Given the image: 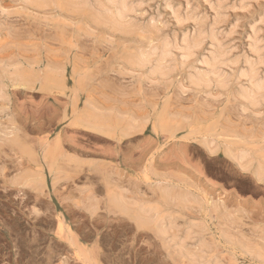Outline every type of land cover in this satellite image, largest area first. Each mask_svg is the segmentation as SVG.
<instances>
[{
	"label": "crops",
	"instance_id": "crops-1",
	"mask_svg": "<svg viewBox=\"0 0 264 264\" xmlns=\"http://www.w3.org/2000/svg\"><path fill=\"white\" fill-rule=\"evenodd\" d=\"M97 36L116 37L115 34ZM70 41L30 53L15 65L19 72H32L31 76H41L44 72L49 73L52 80H64L67 82L68 92H71L74 82L75 86H81L77 88V92L81 90L83 94L78 92L76 102L72 103L71 100L69 105L71 94L66 90L67 93L60 94L37 78L35 83L29 78L17 80L14 90L8 89L7 94L11 95H8V103L5 104V113L10 123L5 126V130H0L12 134L11 138L5 139L8 143L0 141V182H3L6 192L13 191L23 197L22 202L16 204L14 213L23 214L32 233L36 231L45 236L46 245L41 248L45 250L42 264H145V261L150 264L152 260L160 264H181L184 257L182 254L177 257V249L172 251L171 245H178L182 232L196 222H201L198 226L203 222L202 226L207 232L204 238L208 244V238L216 233L215 229L234 233L232 235L238 239L252 242L243 231L246 222L242 218L247 217L244 214H248L249 207L252 206L248 198L240 202V213L229 208L225 212L215 206L214 191L204 187L203 183L198 184L203 180L191 172H184V156L188 152L198 150L204 159H225L224 148L219 147L217 152L210 154L200 146L199 142L203 137L198 135L193 121L189 123L190 126H184L181 118L178 119L179 116L174 112L165 78L160 79L151 74L148 76L147 70H139L126 64L129 63L128 56L136 54L140 44L101 39ZM119 46L122 47L118 49ZM129 70L131 74L126 75L125 72L128 74ZM137 73H142L140 79L139 74L134 77ZM83 87L85 88L81 89ZM27 95L46 102L47 109L42 117L31 119L21 114L17 107V97ZM89 108L94 110L90 111ZM162 109L171 115V124H160L157 114ZM87 119L94 120L85 126L83 123H87ZM177 125L183 128H177ZM132 127H135L134 131ZM173 185L175 190L172 189ZM250 185L264 194V178L261 182H251ZM186 187L189 189H185ZM182 189L194 197V206L191 202L179 200L183 198ZM197 198H201L198 199L200 206L197 204L199 209L195 206ZM167 201H176V209L174 203L173 209ZM177 207L181 209L178 210ZM217 213L220 215L215 221ZM226 215L233 217L227 218ZM197 219L199 220L196 221ZM161 226L167 235L169 232L173 235L179 229L174 234L176 236L171 235V238L178 240H170V236L163 234L155 235L163 232ZM176 228L178 229L175 230ZM252 229L256 231L258 228L254 226ZM167 238L170 248L165 243ZM170 241L173 243L170 244ZM175 242L177 243L174 244ZM168 255L172 257L168 258ZM173 257L177 258V262ZM235 257L238 258L236 255Z\"/></svg>",
	"mask_w": 264,
	"mask_h": 264
},
{
	"label": "rangeland",
	"instance_id": "rangeland-1",
	"mask_svg": "<svg viewBox=\"0 0 264 264\" xmlns=\"http://www.w3.org/2000/svg\"><path fill=\"white\" fill-rule=\"evenodd\" d=\"M37 1L41 3H39L38 5L37 2V5H34L35 1H28V3H26L25 0V4L23 0H0V68H4L5 66L6 68L16 66L15 64L22 57H25L30 53L39 52L43 48L48 46H56L65 43L66 41L72 40L73 38L77 40H108L106 38H109L110 41H112V38L113 41H116V39L122 41L126 40L128 41V44L134 45H137L138 41H141L142 44L139 43L141 48H139L140 50L145 52L146 50H150L148 49L150 47V44L144 43L147 42V39L143 38H148V40H156V38H158L152 34L148 35L146 34V32L139 31V33H137V31L134 32L133 30L129 31L126 29H122L117 33L114 31L115 29L113 30L111 26H107V24L102 22L101 20L98 21H100L103 25H101V23H98V21L94 20L95 18H93V11L90 12L92 8L89 7L83 9V7L81 8L79 6V9V7L74 4L75 8L73 10V8L70 7V5L73 4L70 0H67L68 4L71 2L69 5H66V0H53L55 4H53V1H51V3L53 2L51 4L49 3L50 0H45L47 3L45 8V4L43 3L45 2L44 0ZM167 1L169 2L170 0H133L131 2L134 4L135 2H137L136 4H143L141 8L135 11L136 14H133V17L135 16L136 21H138L140 18L142 19L138 21V23L140 22V25L142 24L141 26L146 25L148 23V20L151 21V19H154V25L156 24V27L165 28V30L164 28L162 29L163 32L161 31L163 34L166 32V34L171 35L170 33L172 32L182 35V33L187 32L194 33L196 29V26L194 25L195 23L197 24V22L193 23V17V20L191 19L189 21H186V23L184 22V24L180 25L176 22L175 15L173 13L174 10L176 11L178 9L180 11L181 16H183L185 15L184 13H186L187 11L194 12V10L197 9V16H206V18H208V20L206 19L207 22L205 21L206 27H210L212 25L211 20L214 19L213 13L215 14L218 11V13H220L221 15L224 14L223 16H225L226 19L224 20L225 23H222L220 27L219 25L217 26V31L219 32L218 34H220V32L224 34L225 38H223L222 42L224 44V47L227 48L228 46V49L230 51L232 50L233 53L231 52V57L242 56L241 54L250 55L248 49L249 43L251 41L250 38L252 36H250V33L252 34L251 28H253V25H255V23L257 25L254 27L260 26V29L258 27L257 29L259 32L262 31L259 35V40L261 39L260 41H262L263 43V45H261L264 47V25H262V22H264V0H246L245 4L243 3L244 0H218L221 3L223 1L226 2V5L222 3L221 7V11L224 10V12H220V10H215L218 9L215 7V1L217 0H207L208 2H206V0H171V6L173 7V11H170V9L165 7V3H168ZM239 2L241 4L243 3L245 7H243V5H241ZM31 3H33L34 6H32ZM56 4H58L59 7ZM65 5L69 7V10L68 7H66ZM35 6L41 7L39 9H35ZM213 8L216 12H213ZM71 9L75 11L74 14L71 13ZM77 10L80 11L77 12ZM57 15L59 17L56 18ZM158 15H160V20ZM79 17H81L82 20L80 22ZM260 17L262 18L261 21ZM197 18L199 19V17ZM257 20H259L260 24H258ZM93 21L95 22L93 23ZM78 22L79 24H77ZM235 24H237L238 26L234 28V31V29L232 28ZM261 25L263 27H261ZM194 27L195 29L192 30V28ZM110 29L113 31H111ZM230 29H232L233 32ZM128 31L130 32V37L128 35ZM104 33L105 35L119 34L120 36H97ZM223 34L220 35L223 36ZM71 35L73 36L71 37ZM151 36L152 38H150ZM228 36L230 37L228 38ZM127 37H129V39ZM206 42L203 44V50L201 51V54L206 53V50L210 49L209 41ZM239 65L237 68H231L230 71L226 70L227 72L229 71L232 75L236 73V77L232 78V80L229 81V83L226 85V88L224 87L225 90L222 89V87L218 88V86L215 88L214 84H212L208 89L193 87L192 85H190L189 80L186 77V75L190 71V68H184L180 70L178 69L174 73L171 72L168 76H166L167 78H165L167 79L166 82L168 88V97L173 103L172 106L174 112H176L177 116L181 118L182 123L184 121V126L189 124L191 120H194L193 123L195 125V129H197L199 133L198 135L200 137H205L206 135L211 134V136L213 137L212 139H214V141L217 140L219 142H216L218 143L219 147H222L220 145H224L228 141L236 140L239 142V145L247 146L249 148H252L253 150L257 148L263 149L264 104L260 107L251 109V106H249L247 102H245V100L243 102L242 98L240 97V94L238 93L239 87H243L245 85L247 86V84L245 82L246 80L237 78L238 70L242 68V64L240 66ZM261 71L264 72V69H262ZM169 79L170 82L168 81ZM235 80L237 81L234 82ZM242 81H244L245 83L243 84ZM186 83L189 84V86ZM236 83L239 84L237 85L238 89L237 86H235ZM240 83H242L243 85H240ZM197 89L199 90L197 91ZM235 89L237 91H235ZM207 91L209 94L206 93ZM237 94H239L238 97H240L241 99L237 98ZM17 98V107L19 108L21 114H23L24 116H29L28 118L31 119H38V117H42L45 114L44 111L47 109V104L45 101H41L40 98L30 95H27L26 97L20 96ZM240 102L243 103V110L242 103ZM4 105L5 104H3V106ZM245 106H247L249 110H246ZM220 116L221 118H219ZM218 122H220V124H218ZM9 123V119L6 116L5 111L0 112V130H5V126ZM217 125L220 128H218ZM225 128L227 131L225 130ZM223 133L225 136L223 135ZM261 135L262 138H259L261 137ZM254 138H256V140H254ZM260 139L261 141H259ZM202 142L203 141L200 140L199 144ZM201 145L202 144H200V146ZM236 145H238V143H236ZM184 157V172H191L195 174L197 177L203 180L202 182H198V184L203 183L204 187H208L209 189H212L214 191L213 200L215 206L220 208H222L223 206V210L229 208L230 210L236 211V213L238 214L241 210V208L239 207L241 204L240 202H242L244 198H248L252 206L249 207L250 212L248 214H244L247 215V217L242 218V220L246 222L245 230H243L245 232L244 235L249 237V240H252V242H256V244L259 246V249L263 248L262 250H264V194H262L258 189L251 187L250 185L251 182H261V180H259V178L254 173L256 170L253 169L254 166H251L248 170H245L243 172L240 166H238L236 162H233L228 159L227 156L225 159L217 157L212 159H204L202 153L198 150H192L188 152ZM236 166L239 167V169ZM22 199L23 197L18 196L13 191L6 192V190L3 188V182H0V264L44 263L43 254L45 250L41 248L46 245L45 236L40 233H37L36 231L32 233V229L30 228L26 219H24L23 214L19 212L14 213V211L16 210V204L21 203ZM251 226L252 228L256 226V228L258 229H256L255 231L251 228ZM215 232L216 233L214 236L211 235L212 239L210 236V239L212 240H210V244L213 242L215 245L212 246L211 244L212 248L214 247L213 255L215 256V259L217 258L216 260L220 261L221 264H230V257L237 254L236 256H239L238 258H240V262H243V260L241 259L242 255L240 252L235 251L231 254L230 252H228V250H226L227 248L220 246L219 238H217L218 230L215 229ZM37 260L38 263H36ZM150 262V264H160L158 261L155 260H152ZM146 263L147 262L145 261V264Z\"/></svg>",
	"mask_w": 264,
	"mask_h": 264
},
{
	"label": "bare ground",
	"instance_id": "bare-ground-1",
	"mask_svg": "<svg viewBox=\"0 0 264 264\" xmlns=\"http://www.w3.org/2000/svg\"><path fill=\"white\" fill-rule=\"evenodd\" d=\"M18 1V0H17ZM20 1V0H19ZM22 1V0H21ZM24 1V3H25V0H23ZM28 1L30 2V1H32V2H34L35 1V4L34 5H37V0H26V3H28ZM39 1H41V0H39ZM45 1V0H44ZM47 1H49V0H47ZM51 1H53V0H50V2L49 3H51ZM55 1V0H54ZM53 1V2H54ZM62 1V0H61ZM73 4V7H72V5H70V7L71 8H73V10H74V4L75 5H77L78 7L80 6L81 8L83 7V9L84 8H92V10L90 11V12H92L93 11V14H94V16H93V18H95L94 20H96V21H98V20H101L102 22H104V23H106L107 24V26L109 25V26H111L112 28H113V30L115 31V32H119L120 30H122V29H126V30H133L134 32H136L137 31V33H139V31L140 32H146V34H152V35H154V36H156V37H158V38H156V40H152V39H149L148 40V38H143V39H147V42H144V43H147V44H150V47L148 48V49H150V50H146V52L145 51H142V50H140V49H138V51H137V53L136 54H134L133 56H131V57H129L130 55H132V54H130L129 56H128V62L129 63H126L127 65L128 64H130V67H136L137 69H139V70H147L148 72H149V74H147L148 76H150V74H151V76H157L158 78H167L166 76H168L169 75V73H171V72H175L176 70H180V69H184V68H190V71L188 72V74L186 75V73H185V75H186V77H187V79L189 80V83H190V85H192L193 87H195V88H202V89H208V88H210V86L212 85V84H214L215 86V88L218 86V88H220V87H222V89H224L225 90V88H226V85L229 83V81L230 80H232V78H235L236 76H235V74L234 75H232L229 71H230V69L231 68H234V67H238V65L240 64H242V68L240 69V70H238V73H237V78H239V79H244V80H246L245 82H246V84H247V86L245 87V86H240L239 87V94H240V97L242 98V100H243V102H244V100H245V102H247V104L249 105V106H251V109L252 108H256V107H260V106H262L263 104H264V72H262L261 70L262 69H264V47L262 46L263 45V43H262V41H260L259 40V35L261 34V32H259L258 31V29H257V27H254V26H256L257 24L255 23V25H253V28H251L252 30V34L250 33V36H251V41H250V43H249V52H250V55L249 54H241L242 56H236V57H231V54L233 53L232 52V50L230 51L229 49H228V46H227V48L226 47H224V44H223V42H222V40H223V38H225L224 37V34L222 33V32H220V34H223V36L222 35H220V34H218L219 32L217 31V26L219 25V27H220V25L222 24V23H225V19H226V17L225 16H223V15H221L220 13H218V11L216 12L215 10H220V12H224V10L223 11H221V7H222V3L223 4H225L226 2H224V1H226V0H224L222 3L221 2H219L218 0L217 1H215V7L216 8H218V9H215L214 10V8H213V12H216L215 14L213 13V20H211L212 22V25L210 26V27H206V23H205V21H206V19L208 20V18H206V16L205 17H201V16H197L198 14H196V12H198V11H196L197 9H195L194 10V12L193 11H187L186 13H184L185 15H183V16H181V14H180V11L177 9L176 11L174 10H172V3H171V0L166 4L165 3V7H167L168 9H170V11H173V13H174V15H175V18H176V22L177 23H179L180 25H182V24H184V22L186 23V21H189V20H193V17H194V22L193 23H195V22H197V24L195 23V25L194 26H196V29H195V27L194 28H192V30L193 29H195V31H194V33L192 32H187V33H182V35H179V34H176V33H170L171 35H169V34H166V32L163 34L162 32V29L164 28H161V27H156L155 25H154V19H151V21L150 20H148V23L146 24V25H143V26H141L139 23H138V21L141 19H139L138 21H136V19H135V16L133 17V14L135 15L136 13H135V11H137L139 8H141V6L143 5L142 3H140V4H136L137 2H135V4L134 3H132L131 1H133V0H104V1H101V0H70ZM174 1V0H173ZM209 1V0H208ZM207 0H206V2H208ZM243 1V0H242ZM245 1L246 0H244L243 1V3L245 4ZM250 1V0H249ZM43 2V1H42ZM52 2V3H53ZM66 2H67V0H66ZM65 2V3H66ZM70 2V3H71ZM139 2V1H138ZM241 2V1H240ZM239 2V3H240ZM23 3V2H22ZM25 3V4H26ZM39 3H41V2H38V5H39ZM45 5H44V8L46 7V5H47V3H46V1L45 2H43ZM51 3V4H52ZM69 3V4H70ZM243 3L241 4V5H243ZM32 4V6H34L33 5V3H31ZM30 4V5H31ZM50 4V5H51ZM53 4H55V2L53 3ZM59 4V3H58ZM58 4H56L58 7H59V5ZM68 4V2H67V4L66 5H69ZM29 5V4H28ZM41 5H43V4H41ZM56 5H53V6H56ZM63 5V4H62ZM65 5V6H66ZM226 5V4H225ZM48 6H49V4H48ZM234 6V5H233ZM30 7V6H29ZM36 7V6H35ZM38 7V8H37ZM35 9H39L41 6H37ZM66 7H68V6H66ZM80 7H79V9H80ZM187 7V6H186ZM212 7V6H211ZM241 7V6H240ZM243 7H245L244 5H243ZM51 8H52V6H51ZM62 8V7H61ZM77 8V7H76ZM210 8V7H209ZM42 9V8H41ZM47 9V8H46ZM56 9H57V7H56ZM223 9V8H222ZM64 10H66V9H64ZM68 10H69V7H68ZM67 10V11H68ZM72 10V9H71ZM72 10V11H73ZM187 10V9H186ZM71 11V13H75V11H73L72 12ZM78 11H80V10H77V12ZM86 11H87V9H86ZM39 12H41V11H39ZM53 12V11H52ZM55 12V11H54ZM62 12H64V11H62ZM58 13V12H57ZM61 13V12H60ZM81 13V12H80ZM79 13V14H80ZM87 13V12H86ZM260 13V12H259ZM51 14V13H50ZM76 14H78V13H76ZM156 14H158V13H156ZM160 14V13H159ZM60 15V14H59ZM82 15H84V14H82ZM76 16V15H75ZM81 16V15H80ZM159 16V20H160V15H158ZM195 16H196V19H195ZM223 16V17H222ZM57 17H59L58 15L56 16V18ZM87 17H88V15H87ZM86 17V18H87ZM137 17V16H136ZM197 17H199V19L197 18ZM201 17V18H200ZM225 17V18H224ZM262 17V16H261ZM260 17V18H261ZM264 17V16H263ZM262 17V18H263ZM54 18V17H53ZM90 18V17H89ZM138 18V17H137ZM175 18H174V20H175ZM262 18L260 19V21L262 20ZM61 19V18H60ZM75 19V18H74ZM79 22L80 21H82L81 20V17H79ZM157 19V18H156ZM256 19V18H255ZM258 19V18H257ZM77 20V19H76ZM91 20V19H90ZM93 20V19H92ZM142 20V19H141ZM158 20V21H159ZM264 20V19H263ZM156 21V20H155ZM227 21V20H226ZM255 21V20H254ZM258 21V24H260L259 23V20H257ZM79 22L77 23V24H79ZM95 21H93V23H94ZM145 22V21H144ZM157 22V21H156ZM207 22V21H206ZM92 23V24H93ZM98 23H101L100 21H98ZM253 23V24H254ZM263 23V24H262ZM261 24L262 25H264V22H262ZM76 24V23H75ZM74 24V25H75ZM88 24V23H87ZM96 24H97V22H96ZM227 24V23H226ZM72 25V24H71ZM101 25H103L102 23H101ZM236 25V26H235ZM234 26H233V28L232 29H234V28H236L238 25L237 24H235ZM261 25V27H263ZM77 26V25H76ZM75 26V27H76ZM80 26V25H79ZM98 26V25H97ZM161 26V25H160ZM208 26V25H207ZM223 27V26H222ZM72 28V27H71ZM78 28V27H77ZM84 28V27H83ZM180 28V27H179ZM259 29H260V26L258 27ZM181 29V28H180ZM219 29V28H218ZM232 29H230L231 31H232ZM85 30V29H84ZM89 30V29H88ZM111 30V29H110ZM109 30V31H110ZM113 30H111V31H113ZM164 30H165V28H164ZM220 30V29H219ZM72 31H73V29H72ZM82 31V30H81ZM93 31V30H92ZM128 31V35H129V32ZM162 31V32H161ZM184 31V30H183ZM231 31H230V33H231ZM234 31H235V29H234ZM122 32H127V31H122ZM233 32V31H232ZM259 32V33H258ZM178 33V32H177ZM179 33H180V30H179ZM229 33V32H228ZM105 34V33H104ZM134 34V33H133ZM162 34H163V36H162ZM227 34V33H226ZM225 34V35H226ZM117 35H119V34H117ZM117 35H115L116 37H117ZM145 35V34H144ZM228 35V34H227ZM73 35H71V37H72ZM120 36V35H119ZM127 36V35H126ZM123 37V36H122ZM125 37V36H124ZM129 37H130V35H129ZM129 37H127L128 39H129ZM134 37V36H133ZM137 37V36H136ZM144 37V36H143ZM230 36H228V38H229ZM135 38V37H134ZM150 38H152V36L150 37ZM227 38V37H226ZM262 38V37H261ZM74 39V38H73ZM72 39V40H73ZM106 39H108L109 40V38H106ZM116 39V38H115ZM249 39V40H250ZM68 40V39H67ZM76 40V39H75ZM111 40L113 41V39L111 38ZM117 40V39H116ZM125 40V39H124ZM140 40V39H139ZM225 40H228V39H225ZM263 40V39H262ZM64 41H65V39H64ZM68 41H70V40H68ZM68 41H66V42H68ZM126 41V40H125ZM206 41H209V46H210V49L209 50H206V53H203V54H201V51L203 50L202 48H203V44L206 42ZM65 42V43H66ZM71 42V41H70ZM75 42V41H74ZM110 42V41H109ZM108 42V43H109ZM118 42H121V40L120 41H118L117 40V43ZM128 42V41H127ZM141 42V41H140ZM72 43V42H71ZM131 43H133V42H131ZM137 43V42H136ZM206 43H208V42H206ZM110 44V43H109ZM137 44H139V43H137ZM140 44H142V43H140ZM262 44V45H261ZM69 45H71V44H69ZM111 45H113V44H111ZM134 45V44H133ZM73 46H74V44H73ZM117 46V45H116ZM126 46V45H125ZM208 46V45H207ZM208 46V47H209ZM113 47V46H112ZM120 47H122V46H119V48L118 49H120ZM128 47H130V46H128ZM127 47V48H128ZM137 47H139V46H137ZM230 47V46H229ZM136 48V47H135ZM141 48V47H140ZM115 49V48H114ZM113 49V50H114ZM117 49V47H116V50H118ZM122 49H125V47L124 48H122ZM130 49H132V48H130ZM128 50H129V48H128ZM127 50V51H128ZM136 50H137V48H136ZM122 51V50H121ZM126 51V52H127ZM247 51V50H246ZM245 51V52H246ZM117 52V51H116ZM123 52H124V50H123ZM129 52V51H128ZM232 52V53H231ZM248 52V53H249ZM119 53H121V52H119ZM118 53V54H119ZM124 54H125V52H124ZM129 54V53H128ZM235 54V53H234ZM236 55H238V54H236ZM121 56V55H120ZM120 56H119V58H120ZM124 56H126V55H124ZM117 58V57H116ZM124 58V57H123ZM123 58H121V60H123ZM127 58V57H126ZM117 60V59H116ZM126 60V59H125ZM126 60V61H127ZM115 61V60H114ZM240 62H242V63H240ZM120 64H122V63H120ZM239 65V66H240ZM5 66V65H4ZM3 66V67H4ZM28 66H30V65H28ZM129 66V65H128ZM16 67L17 66H12L11 68L10 67H7L6 68V66L4 67V68H0V102H1V105H0V112H3V111H5V108H6V106L4 105L3 106V104H6L7 103V99H8V97L11 95H9V94H7L8 93V89L9 88H15L16 87V82H17V80H20V81H24V79H31V81L33 80V82L35 81V79L37 78L38 79V81L40 80L42 83H45L44 85H46V84H48V85H50L51 86V88L52 89H56L57 91H58V93H60V94H65L64 92H66L67 90V86H66V83L64 82V80H52L49 76H50V74L49 73H44L43 72V75H41V76H38L37 75V77L36 76H34V75H30V73H32V72H30V71H28V72H30V73H22V72H19L18 71V69H16ZM19 67V66H18ZM32 67V66H31ZM41 67V66H40ZM124 67H126V66H124ZM129 67V68H130ZM38 68V67H37ZM42 68V67H41ZM49 67H47V69H48ZM33 69V68H32ZM118 69H120V67L118 68ZM35 70V69H34ZM40 70V69H39ZM38 70V71H39ZM42 70V69H41ZM40 70V71H41ZM51 70H55V69H51ZM58 70V69H57ZM120 70H122V69H120ZM132 70V69H131ZM131 70H129L128 72V74H127V71L125 72L126 73V75H129V74H131ZM186 70V69H185ZM226 70H229L228 72L226 71ZM234 70V69H233ZM43 71H44V68H43ZM60 71V70H59ZM59 71H57V72H59ZM187 71V70H186ZM47 72V71H46ZM55 72H56V70H55ZM61 72V71H60ZM69 72V71H68ZM123 72V71H122ZM121 72V73H122ZM137 72H138V70H137ZM140 72V71H139ZM147 72V73H148ZM178 72V71H177ZM182 72V71H181ZM232 72V71H231ZM236 72V71H235ZM64 73H67V71L66 72H64ZM77 73V72H76ZM79 73V72H78ZM77 73V74H78ZM125 73H124V75H125ZM134 73V72H133ZM233 73H234V71H233ZM76 74V76H78ZM123 74V73H122ZM139 73H137L134 77H137V75H138ZM140 74H142V73H140ZM140 74L138 75V78L140 79L141 78V76H140ZM144 74V73H143ZM183 74V73H182ZM56 75V74H55ZM59 75V74H58ZM66 75V74H65ZM133 75V74H132ZM76 76H75V78H76ZM83 76H84V74H83ZM140 76V77H139ZM64 77V76H63ZM62 77V78H63ZM87 77H88V75H87ZM74 77H73V79H75ZM81 78H84V77H81ZM143 78V77H142ZM152 78V77H151ZM37 79H36V81H37ZM61 79V78H60ZM155 79V78H154ZM176 79V78H175ZM67 80V79H66ZM84 80V79H83ZM87 80V79H86ZM138 80V79H137ZM136 80V81H137ZM143 80V79H142ZM145 80H147V78L145 79ZM144 80V81H145ZM149 80V79H148ZM167 80V79H166ZM165 80V81H166ZM35 81V82H36ZM71 81V80H70ZM73 81H75V80H73ZM153 81V80H152ZM161 81V80H160ZM160 81H158V82H160ZM169 82H170V79L168 80ZM237 80H235L234 82H236ZM34 82V83H35ZM83 82V81H82ZM86 82V81H85ZM149 82H151V80L149 81ZM168 82V83H169ZM244 81H242V83L244 84L245 83ZM71 83H72V81H71ZM242 83H240V85L242 84ZM187 84V83H186ZM242 84V85H243ZM17 85H19V84H17ZM21 85V84H20ZM70 85V84H69ZM68 85V86H69ZM72 85H74V86H72V88H70V90H71V92L69 91H67L68 93H70L71 94V96L69 97V105H70V102H71V100H72V103H73V101H75L76 102V100L75 99H77L76 98V94H78V92H80V91H78L77 92V88H80L81 86L80 85H77V86H75V83L73 82V84ZM82 85V84H81ZM188 86H189V84H187ZM237 85H239V84H237L236 83V85L235 86H237ZM23 86V85H22ZM225 87V88H224ZM20 88V87H19ZM22 88V87H21ZM34 88V87H33ZM85 87H83V88H81V89H84ZM217 88V89H218ZM228 88V87H227ZM232 88V87H231ZM17 89V88H16ZM23 89V88H22ZM190 89H192V88H190ZM201 89V90H202ZM237 89H238V86H237ZM14 90V89H13ZM66 90V91H65ZM170 90H171V88H170ZM199 89H197V91H198ZM219 90H221V89H219ZM55 91V90H54ZM84 91V90H83ZM195 91V90H194ZM235 91H237L236 89H235ZM10 92H11V90H10ZM66 92V93H67ZM203 92V91H202ZM54 93V92H53ZM81 93H82V91H81ZM206 93H208V91L206 92ZM236 93V92H235ZM55 94V93H54ZM83 94V93H82ZM209 94V93H208ZM239 94H237V98L239 99L240 97H238L239 96ZM9 95V96H8ZM50 95H52V93L50 94ZM56 95V94H55ZM68 95V94H67ZM154 95V94H153ZM57 96V95H56ZM60 97H62V96H60ZM64 97H65V95H64ZM78 97V96H77ZM68 98V97H67ZM66 98V99H67ZM79 98V97H78ZM240 98V99H241ZM68 100V99H67ZM241 100V101H242ZM78 101V100H77ZM79 101H81V100H79ZM240 101V100H239ZM6 102V103H5ZM68 102V101H67ZM74 102V103H75ZM71 103V104H72ZM82 103V102H81ZM83 103L85 104V102H84V100H83ZM168 103V102H167ZM240 103H242V102H240ZM68 104V103H67ZM83 104V105H84ZM88 104V103H87ZM87 104L85 105V106H87ZM247 104H245V105H247ZM147 105H148V103H147ZM151 105H153L152 103H151ZM150 106V105H149ZM76 107V106H75ZM75 107H72L74 110H77V109H75ZM87 107H89V106H87ZM155 107V106H154ZM168 107V106H167ZM67 108V107H66ZM79 108V107H78ZM152 108V107H151ZM160 108V107H159ZM158 108V109H159ZM243 103H242V110H243ZM71 109V108H70ZM90 109V108H89ZM245 109L247 110H249V108L247 107V106H245ZM244 109V110H245ZM88 110V109H87ZM93 111L94 109L92 108V109H90V111ZM167 110V109H166ZM245 110V111H246ZM261 110V109H260ZM81 112H82V110H80ZM168 111V110H167ZM72 112V111H71ZM262 112H263V110H262ZM73 113V112H72ZM86 113V112H85ZM89 113V112H88ZM87 113V114H88ZM264 113V112H263ZM81 114H84L83 112L81 113ZM94 114V113H93ZM79 115V114H78ZM94 115H96V113L94 114ZM93 115V116H94ZM150 115V114H149ZM91 116H92V114H91ZM157 116H158V120H159V122H160V124L162 125V124H168V123H170L171 121H170V116L171 115H169L168 114V112L166 113V111H164V109H162L160 112H159V114H157ZM164 116V117H163ZM79 117V116H78ZM178 117V116H177ZM214 117V116H213ZM212 117V118H213ZM72 118H75V117H72ZM77 118V117H76ZM95 119H96V117H94ZM149 118V117H148ZM175 118H176V116H175ZM180 117H178V119H179ZM219 118H221V116L219 117ZM81 119V118H80ZM89 119H87L86 121H88ZM91 120H94V119H91ZM88 121L87 123L85 122V123H83L82 121V123L85 125V124H89V122H93V121ZM146 121H149L148 119H145ZM156 120V119H155ZM157 120V121H158ZM174 119H172V121H173ZM186 120H188V119H186ZM222 120V119H221ZM179 121V120H178ZM190 121V120H189ZM192 121V120H191ZM194 121V120H193ZM209 121V120H208ZM80 122V123H81ZM128 122V121H127ZM174 122H176V121H174ZM81 123V124H82ZM142 123V125L141 126H143V122H141ZM157 123V122H156ZM172 123V122H171ZM170 123V124H171ZM183 123H184V121H183ZM189 123V122H188ZM71 124V123H70ZM144 124H147V123H144ZM159 124V123H158ZM159 124V125H160ZM178 124V123H177ZM187 124V123H186ZM218 124H220V122H218ZM98 125V124H97ZM174 126H175V124H173ZM191 124H189V126H190ZM82 126V125H81ZM86 126V125H85ZM133 126V125H132ZM146 126V125H145ZM164 126V125H163ZM163 126H161L162 128H163ZM182 126V125H181ZM92 127H94V129H96L97 128V126L95 127V126H92ZM128 127H129V125H128ZM128 127H127V129H128ZM136 127V126H135ZM134 127V128H135ZM139 127V126H138ZM137 127V128H138ZM173 127V126H172ZM177 128H180L178 125L176 126ZM176 127H174L175 129H176ZM187 127H188V124H187ZM217 127L218 128H220L218 125H217ZM83 128V127H82ZM124 128V127H123ZM122 128V129H123ZM133 128V127H132ZM131 128V129H132ZM134 128H133V131H134ZM145 128V127H144ZM151 128V127H150ZM157 128H159V126H157ZM161 128V129H162ZM174 128H173V130H174ZM183 128V126L180 128V129H182ZM211 128V127H210ZM216 128V127H215ZM93 129V128H92ZM125 129H126V127H125ZM125 129H123V130H125ZM149 129V128H148ZM160 129V128H159ZM140 130V129H139ZM143 130V129H142ZM158 130V129H157ZM169 130V129H168ZM183 130H186V129H183ZM189 130V129H188ZM197 130V129H196ZM219 130V129H218ZM225 130H226V128H225ZM94 131V130H93ZM120 131V130H119ZM177 132H178V130H176ZM175 131V132H176ZM209 131V130H208ZM220 131V130H219ZM227 131V130H226ZM232 131V130H231ZM91 132V131H90ZM122 132V131H121ZM120 132V133H121ZM136 132V131H135ZM158 132H159V130H158ZM162 132V131H161ZM167 132V131H166ZM174 132V133H175ZM184 132V131H183ZM163 133V132H162ZM179 133V132H178ZM182 133V132H181ZM215 133V132H214ZM124 134V133H123ZM155 134V133H154ZM159 134V133H158ZM186 134V133H185ZM219 134H221V133H219ZM125 135V134H124ZM174 135V134H173ZM187 135V134H186ZM215 135V134H214ZM216 135H217V133H216ZM215 135V136H216ZM223 135H224V133H223ZM222 135V136H223ZM227 135V134H226ZM263 135V134H262ZM262 135H261V137H259V138H262ZM11 136H12V134L11 133H8V134H6V133H4V132H0V141L2 140H5L6 138H7V140L9 139L8 137H10L11 138ZM171 136V135H170ZM221 136V135H220ZM225 136V135H224ZM264 136V135H263ZM185 137V136H184ZM227 137V136H226ZM232 137V136H231ZM237 137V136H236ZM251 137V136H250ZM199 138V137H198ZM204 138V139H203ZM203 138H201L202 139V143H200V144H202L201 146H203V148H205L210 154H212V153H215L218 149H220L219 148V146H218V141L216 140V141H214V139H212L213 137L211 136V134H209V135H206L205 137H203ZM224 138V137H223ZM238 138V137H237ZM247 138V137H246ZM258 138V137H257ZM177 139V138H176ZM191 139V138H190ZM13 140H14V138H13ZM179 140V139H178ZM241 140V139H240ZM254 140H256V138H254ZM263 140V139H262ZM1 141V142H2ZM186 141V140H185ZM196 141V140H195ZM259 141H261V139L259 140ZM264 141V140H263ZM5 142H7L6 140H5ZM9 142V141H8ZM7 142V143H8ZM216 142H218V143H216ZM221 143H222V141H221ZM236 143H238V145H236ZM259 143V142H258ZM220 146H223V151H224V154L228 157V159H230L231 161H233V162H236V164L238 165V166H240V168L242 169V171L244 172L245 170H248L251 166H254V168L253 169H256L255 170V175L259 178V180H263V178H264V148L263 149H259V148H257V149H252V148H249V147H247V146H244V145H239V142L238 141H236V140H231V141H228L227 143H225L224 145H220ZM263 146V145H262ZM254 147H257V146H254ZM22 152H23V150H22ZM221 152V151H220ZM237 167V166H236ZM238 169H239V167H237ZM240 169V170H241ZM254 173H252V174H254ZM255 175H253V176H255ZM27 177V176H26ZM257 178V179H258ZM167 181V180H166ZM169 182H170V180H169ZM165 183V182H164ZM170 183H172V181L170 182ZM169 183V184H170ZM23 184V183H22ZM28 184V183H27ZM166 184V183H165ZM168 184V183H167ZM173 184H175V183H173ZM26 185V184H25ZM24 185V186H25ZM26 186H28V185H26ZM167 186V185H166ZM170 186H172V184L170 185ZM174 186V185H173ZM176 186H178V185H176ZM180 186V185H179ZM175 188V186L172 188V189H174ZM180 189H181V187H179ZM166 189V188H165ZM172 189H170V190H172ZM179 189V190H180ZM185 189H187V187L185 188ZM185 189H182L183 191L185 190ZM189 189V188H188ZM187 189V190H188ZM175 190V189H174ZM182 191L184 194H183V198L182 199H179V200H183L184 202H186V201H188V202H191L192 203V205L194 204V197H192L191 195H189V193H188V191ZM196 191V190H195ZM187 192V193H186ZM190 192V191H189ZM194 193V192H193ZM173 194V193H172ZM190 194H192V192L190 193ZM196 194V193H195ZM175 195H176V193H175ZM178 195H180L179 193H178ZM173 196L174 195H172V197L171 198H173ZM199 196V195H198ZM168 197V196H167ZM170 197V196H169ZM176 197H178V196H176ZM180 197H181V195H180ZM200 197V196H199ZM206 197H208V196H206ZM160 199V198H159ZM199 198H197L195 201H198L197 203H196V207L198 206L197 204H199V206H200V204L201 203H199V200H201V198L198 200ZM172 200H174V198L172 199ZM208 200H210L209 199V197H208ZM212 200V199H211ZM171 201V200H170ZM170 201H167V202H169L170 204H171V207L172 206H174L175 205V203H176V201L175 202H173L174 203V205H172L173 203H171ZM162 202H163V200H162ZM166 202V203H167ZM180 202V201H179ZM182 202V201H181ZM204 202V201H203ZM203 202H202V204H203ZM213 202V201H212ZM178 203V202H177ZM187 203V202H186ZM220 204V203H219ZM223 204V203H222ZM183 205V204H182ZM188 205H190V204H188ZM187 205V206H188ZM206 205V204H205ZM208 205V204H207ZM211 205V204H210ZM217 205V204H216ZM165 206V205H164ZM168 206H169V204H168ZM176 206L177 205H175L174 207H175V209H176ZM185 206H186V204H185ZM194 206V205H193ZM199 206H198V209H199ZM222 206V205H221ZM160 207H161V205H160ZM174 207H172L173 209H174ZM189 207H191V206H189ZM196 207H195V210H196ZM201 207H203V206H201ZM208 207V206H207ZM217 207V206H216ZM178 208V207H177ZM194 208V207H193ZM192 208V209H193ZM222 208H223V206H222ZM158 209V208H157ZM179 209H181V207H179L178 208V210ZM189 209V208H188ZM187 209V210H188ZM201 209V208H200ZM211 209V208H210ZM212 209H213V207H212ZM224 209V208H223ZM152 210H154L153 209V206H152ZM172 210V209H171ZM182 210H185V209H182ZM190 210H191V208H190ZM219 210V209H218ZM221 210V209H220ZM199 211V210H198ZM213 211V210H212ZM225 211V210H224ZM223 211V212H224ZM228 211V210H227ZM182 212V211H181ZM207 212H208V209H207ZM219 212V211H218ZM222 212V211H221ZM226 212V211H225ZM224 212V213H225ZM194 213H195V211H194ZM199 213V212H198ZM213 213L215 214V212L213 211ZM224 213H222V216H223V214ZM228 214H229V212H227ZM178 214V213H177ZM207 214V213H206ZM218 214V213H217ZM226 214V213H225ZM176 215V214H175ZM175 215H174V218H175ZM209 215V214H208ZM207 215V216H208ZM210 215H211V213H210ZM219 215H220V213L217 215V217H215L216 219H214L215 221L217 220V218L219 217ZM170 216V215H169ZM169 216H168V218H169ZM172 216V215H171ZM170 216V217H171ZM179 216V215H178ZM177 216V217H178ZM200 216V215H199ZM204 216V215H203ZM231 217L232 215H228V217ZM205 217V216H204ZM226 217H227V215H226ZM227 217V218H228ZM229 217V218H230ZM233 217V216H232ZM232 217H231V219H232ZM173 218V217H172ZM199 218H201V217H199ZM214 218V217H213ZM227 218H226V222H227ZM219 219H221V218H219ZM224 219H225V216H224ZM169 220V219H168ZM175 220V219H174ZM174 220H172V221H174ZM195 220V219H194ZM199 219H197L196 221H198ZM207 219H205V221H206ZM209 220V219H208ZM229 220V219H228ZM195 221V222H196ZM203 221H204V219H203ZM213 221V220H212ZM211 221V222H212ZM171 222V221H170ZM175 222V221H174ZM193 222V221H192ZM200 222V221H199ZM221 222V221H220ZM231 223L232 222H234V221H230ZM188 223V222H187ZM190 223V222H189ZM201 223V222H200ZM200 223H198V222H196V224H190L189 225V227H185L186 229L184 230V232H182V233H180V234H182L181 236H182V238H181V241H180V243H179V241H178V245L176 244L177 242H175L174 244H176V246H174V247H176V248H174L173 247V245H171V248L169 247V244H167L168 243V238L166 239V241H165V243L167 244V246L170 248V249H172V251L174 250V249H177V250H175L176 251V253H177V255H175V253H174V255L175 256H177V257H179V255H180V257H181V254H182V257H184V260H183V263L184 264H221L220 263V261H217L216 259H215V256L213 255V253H214V247L212 248V246H215L214 245V243L212 242L211 244H212V246H211V244L209 243H207V241H206V237H205V233H207L206 232V229L205 228H203V222H202V225H200V226H198ZM228 223V222H227ZM227 223H224V224H227ZM171 224V223H170ZM198 224V225H197ZM204 224H205V222H204ZM207 224V223H206ZM205 224V225H206ZM209 224H210V222H209ZM172 225H173V223H172ZM186 225V224H185ZM217 225V224H216ZM216 225L214 226V227H216ZM220 224H218V226H219ZM166 226H168L167 224H166ZM173 226H175V225H173ZM187 226V225H186ZM225 226V225H224ZM183 227H184V225H183ZM164 229V227H162L161 226V231H163V229ZM170 228H174V227H170ZM180 228H181V226H180ZM169 229V228H168ZM178 228H176L175 230H177ZM210 229V228H209ZM217 229H220V228H217ZM223 229H225V228H223ZM228 229H230V228H228ZM227 229V230H228ZM232 229V228H231ZM156 230V229H155ZM155 230H153L154 232H156ZM160 230V229H159ZM166 230H167V228H166ZM174 230V229H173ZM174 230V231H175ZM179 230V229H178ZM177 230V231H178ZM211 230V229H210ZM170 231V230H169ZM177 231H175V233L177 232ZM207 231H209L208 229H207ZM219 232L217 233V235H218V237L217 238H219V243H220V246H223V247H225V248H227L226 250H228V252H230L231 254L232 253H234L235 251H238V252H240L241 253V255H242V257H241V259L243 260V262L241 263L240 261H238V258H236L235 257V255H233V256H231L230 257V264H264V252H261V251H264V250H262V249H259V246L256 244V242H249V241H247L246 239H238V237L237 236H234V235H232V234H234V233H226V231L224 232V230H218ZM231 231V230H230ZM262 231V230H261ZM164 232V231H163ZM163 232H157V233H155V235L156 234H163V236H166L168 233H165V235H164V233ZM166 232H168V231H166ZM171 232H173L172 230H171ZM181 232V231H180ZM263 232V231H262ZM174 232H173V235L172 236H176V235H174L175 234ZM210 233V232H209ZM214 233V232H213ZM179 234V233H178ZM179 234V235H180ZM261 234H263V233H261ZM260 234V235H261ZM171 235H170V232H169V235H167V236H170V238H171ZM210 235V234H209ZM214 235H215V233H214ZM236 235V234H235ZM162 236V235H161ZM162 236V237H163ZM166 236V237H167ZM213 236V235H212ZM212 236H211V239H212ZM158 237V236H157ZM161 237V238H162ZM165 237V238H166ZM177 237H179V236H177ZM205 237V238H204ZM264 237V236H263ZM169 238V239H170ZM174 238V237H173ZM171 238L170 240H178L177 238ZM215 238V237H214ZM216 238V239H217ZM239 238H241V236L239 237ZM243 238V237H242ZM162 239H164V238H162ZM208 239H210V238H208ZM210 239V240H211ZM262 239V238H261ZM209 241V240H208ZM212 241V240H211ZM215 241V240H214ZM264 241V240H263ZM217 242H218V240H217ZM163 243V242H162ZM173 243V242H172ZM171 243V241H170V244H172ZM163 245V244H162ZM216 245H217V243H216ZM164 246L166 247V245L164 244ZM164 246H162L163 248H165ZM173 247V248H172ZM188 247H190V248H188ZM222 247V248H223ZM262 247V246H261ZM224 248V249H225ZM168 251H169V249H168ZM179 252V254H178V252ZM167 252V251H166ZM170 253H171V250L169 251ZM169 253V255H171ZM79 255V254H78ZM169 255H168V258H171V257H169ZM237 255V254H236ZM239 255V254H238ZM167 256V255H166ZM77 257V256H76ZM239 257V256H238ZM174 258V260L176 259V262H177V258H175V257H173ZM173 260V259H172ZM179 260V259H178ZM219 260V259H218ZM173 263H174V261H172ZM179 262V261H178ZM180 262H181V260H180ZM183 263H181V264H183ZM175 264V263H174ZM177 264V263H176Z\"/></svg>",
	"mask_w": 264,
	"mask_h": 264
}]
</instances>
